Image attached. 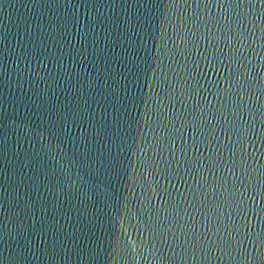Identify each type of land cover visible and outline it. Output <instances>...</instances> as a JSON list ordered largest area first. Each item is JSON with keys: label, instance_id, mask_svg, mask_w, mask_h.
<instances>
[{"label": "water", "instance_id": "1", "mask_svg": "<svg viewBox=\"0 0 264 264\" xmlns=\"http://www.w3.org/2000/svg\"><path fill=\"white\" fill-rule=\"evenodd\" d=\"M261 134L264 0H0V264H264Z\"/></svg>", "mask_w": 264, "mask_h": 264}, {"label": "snow or ice", "instance_id": "2", "mask_svg": "<svg viewBox=\"0 0 264 264\" xmlns=\"http://www.w3.org/2000/svg\"><path fill=\"white\" fill-rule=\"evenodd\" d=\"M186 48H187V45H186ZM209 55H215V58L217 60L220 58L219 54L209 53ZM259 142L264 144V134H261V136L259 137ZM238 143H243L245 146L247 145L248 143V133L247 132L243 133L242 139L238 141ZM189 166L191 167V165ZM167 175L172 179H176L179 176V169L173 172L171 168H169V170L167 171ZM245 190L247 191V193L249 192L252 193L254 191L256 192V196L260 197L261 199H264V185H261L259 188L249 185ZM154 191H159V189L154 187ZM164 191H165V196L167 197L169 201V204L170 205L174 204L175 200L172 197L171 193H168L167 190H164ZM228 197L232 201L231 203L232 210L235 213H237V215L247 214L248 212H256L260 216L264 217V207L250 208L248 205L247 199L243 198V194L240 193L235 187L233 188V191L230 194H228ZM248 199H252L253 201H255L256 197H253L252 195L251 196L248 195ZM230 227L236 228L238 232L240 228L243 226L234 223L230 225ZM255 236H256V239L259 240L262 245H264V220L261 221L260 230L255 233ZM229 238L233 242H236V241L242 242V237H239L232 232H229Z\"/></svg>", "mask_w": 264, "mask_h": 264}]
</instances>
